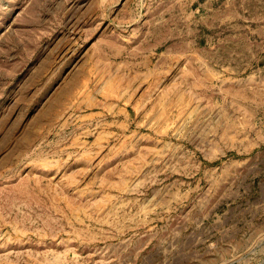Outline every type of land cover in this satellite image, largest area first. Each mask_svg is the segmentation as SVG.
<instances>
[{"label":"rangeland","instance_id":"obj_1","mask_svg":"<svg viewBox=\"0 0 264 264\" xmlns=\"http://www.w3.org/2000/svg\"><path fill=\"white\" fill-rule=\"evenodd\" d=\"M0 264H264V0H0Z\"/></svg>","mask_w":264,"mask_h":264}]
</instances>
